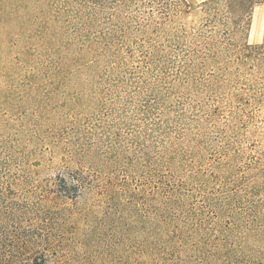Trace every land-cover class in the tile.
Instances as JSON below:
<instances>
[{
    "label": "rangeland",
    "instance_id": "rangeland-1",
    "mask_svg": "<svg viewBox=\"0 0 264 264\" xmlns=\"http://www.w3.org/2000/svg\"><path fill=\"white\" fill-rule=\"evenodd\" d=\"M185 1L106 3L62 66L0 25L2 263L264 264V3Z\"/></svg>",
    "mask_w": 264,
    "mask_h": 264
},
{
    "label": "trees",
    "instance_id": "trees-1",
    "mask_svg": "<svg viewBox=\"0 0 264 264\" xmlns=\"http://www.w3.org/2000/svg\"><path fill=\"white\" fill-rule=\"evenodd\" d=\"M222 1L206 0L202 4L215 17V22H221L218 11L225 5L229 14L247 17V25L254 6L264 3V0H224L226 4ZM108 2L112 0H56L58 18L49 20L40 16L36 2L0 0V25L5 28V42L19 47L24 64L47 67L73 63L99 43L100 36L95 30ZM15 209H11V214H17ZM0 264H4L1 258Z\"/></svg>",
    "mask_w": 264,
    "mask_h": 264
}]
</instances>
